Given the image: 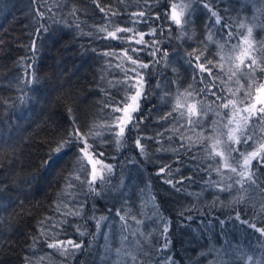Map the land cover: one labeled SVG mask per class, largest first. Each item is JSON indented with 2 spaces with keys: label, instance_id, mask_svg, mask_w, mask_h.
Wrapping results in <instances>:
<instances>
[{
  "label": "trees",
  "instance_id": "trees-1",
  "mask_svg": "<svg viewBox=\"0 0 264 264\" xmlns=\"http://www.w3.org/2000/svg\"><path fill=\"white\" fill-rule=\"evenodd\" d=\"M148 2L152 5L153 0ZM168 2L180 4L187 0H156L153 15L165 13ZM96 3L120 12L116 17L108 14L120 26H126L128 13L143 7V0H96ZM96 3L93 0H0V264H26L25 258L30 264H133L128 253L137 257L136 264H155L161 257L153 248L163 242L160 231L164 221L159 216L170 221L168 236L172 244L168 255L176 264L264 261V237L229 219L237 211L244 216L245 210L250 209L247 199L243 203L232 202V197L238 195L235 190L231 194L219 192L206 184L209 180L222 182L215 171L193 175L192 155L203 168L216 166L205 151L211 141L202 140L201 133L208 137L214 135V129L225 131L224 121L216 115L217 111L225 110L211 104L203 129H193L184 121L178 124L160 119L172 110L179 94L187 95V91L203 87L193 78V68L188 64L190 53L202 52L201 62L207 57L223 65V71L214 69L219 75L215 83L223 90L218 94L226 99L243 98L252 81L241 78L240 73L232 77L233 63L221 60L219 49L224 44L228 52L232 44L240 43L239 37L234 35L228 40L226 32H218L215 26L209 29V14L196 0H192L191 23L181 27L168 20L156 22L163 28V33L157 32V38L168 56L166 59L158 56L160 63L152 64V57L139 53L143 62L151 64L145 70L150 73L144 89L147 95L140 101V111L133 114L139 128L126 132L125 142L117 144L115 137L104 129L111 123L108 118L111 109L104 108V104L120 102L127 95L123 84L117 83L124 80V72L114 66L123 62L127 67L130 62L124 57L117 60L102 55L105 51L119 54L127 45L103 39L104 33L97 32L101 26L111 30L113 24ZM213 7L225 18H231L234 33L246 34L247 27H253V39L264 41V0H216ZM37 11L44 12L40 24L47 28L39 35L34 31L39 27ZM241 23L246 27L241 28ZM137 28L146 32L148 25L142 23ZM129 55L136 58V54L129 52ZM29 64L32 65L29 71L38 81L26 86L22 77ZM241 67L244 72L250 71ZM253 75L257 84L264 82V71L260 68ZM240 85L244 87L233 96L232 92ZM193 97L203 100L205 105L215 99L195 93ZM193 97H188L187 102L192 103ZM73 120L76 127L89 134L91 153L113 167L107 182L102 184L97 179L99 195H86L87 185H81L85 179L82 164L89 173L91 166L78 148L60 157L53 152L59 141L68 138ZM213 121L218 123L214 125ZM158 132L164 134L163 139L157 136ZM129 135L133 139H127ZM257 135L264 133L258 129ZM137 136L145 138L141 140L145 155L134 147ZM181 144L190 146L191 152L185 151ZM240 148L243 150L244 146ZM100 152L104 154L102 158L95 155ZM162 166L170 167L171 173L166 167L165 173L157 175ZM227 175L234 176L225 170ZM259 175L264 181V169ZM77 176L80 180H76ZM182 177L183 183L176 184L179 191L165 182L171 179L175 183ZM256 195L258 199L264 198L259 193ZM216 197L219 199L214 204ZM129 205V230L123 233L128 239L123 240L124 222L119 220L117 210H122L124 215ZM76 211L80 215L71 214ZM133 216L143 223L136 224ZM221 220L223 225L219 223ZM149 233L151 236L146 240ZM53 240H72L82 247H69L71 254L62 255L47 247ZM117 248L121 249L120 255Z\"/></svg>",
  "mask_w": 264,
  "mask_h": 264
},
{
  "label": "snow or ice",
  "instance_id": "snow-or-ice-1",
  "mask_svg": "<svg viewBox=\"0 0 264 264\" xmlns=\"http://www.w3.org/2000/svg\"><path fill=\"white\" fill-rule=\"evenodd\" d=\"M34 2H36V0H34ZM93 2L96 3V0H93ZM196 2L209 14V29L215 26L218 32H226L228 40H231L234 35L239 37L240 43L232 44L228 52H225L224 44L219 45L221 60L227 59L230 63H233V67L230 69L232 77L240 73L241 78L247 77L252 83L248 84L242 99H226L223 95L218 94L223 90L217 87L215 82L219 79V75L214 72L216 68L223 71V65L214 63L212 60L207 59V57H204L203 62H201L203 57L202 52L200 54L190 53L188 64L189 67L193 68V78L199 80L203 87L187 91V95L179 94L176 97V103L172 110L161 116L160 119L161 121H167L169 123L175 121L178 124L184 121L193 129H203L205 117L208 111L211 110V104H216L217 109L225 110L223 112H216V115L221 117V120L224 121L222 127L225 131L214 129V135L208 137H203L201 133L202 140L206 139L211 141V144L205 148V151L207 152L208 158L215 161L216 166L214 168L211 166L203 168L197 163L196 156L192 155L190 163L195 166L193 175L201 171L208 172L209 170L215 171L220 175L222 182L209 180L205 181V183L211 187L217 188L219 192H228L231 194L235 190L238 195L232 197V202L243 203L247 199L250 204V209L245 210L243 217L241 213L237 211L235 216H230L229 219L238 222L240 226L253 230V234L260 233V236L264 237V198L258 199L256 195L259 193L260 197H264V181L261 180L259 175L261 169H264V135H257L258 129L260 133H264V82L257 84L255 76L253 75L257 68L264 71V68H261V65H264V41L257 42L253 39V27H247L246 34L234 33L231 30L232 25L229 22L231 18H225L220 14L219 10L213 7L216 0H196ZM155 3L156 0H153L152 5H149L148 0H143V7L140 8V10L128 13L129 18L126 21V26H120L118 22L111 21L108 15L110 12L111 17H116L121 15L120 12L112 11L111 8L106 9L104 6L96 3V7L99 11L104 13L105 18L113 24L111 30L101 26L97 29V32L104 33L103 39L117 40L127 45L119 54L115 51H105L102 55L113 57L117 60H121V58L124 57L130 62L127 67H125L123 62L114 66L124 72V80L118 81L117 83L123 84V89L126 91L127 95H125L120 102L113 101L105 102L104 104V108L111 109L108 117L111 123L105 125L104 129L108 134L115 137L117 144L125 142L126 132L132 133L139 128L137 117L133 114L140 111V101L147 95L144 89L147 84L146 76L150 75V73L145 70L149 69L151 64L143 62L139 57V53L143 52L152 57V64H158L160 63V59H166L168 56V52L161 47L162 42L157 38V32L163 33V28L156 24V22L163 19L181 27L191 23V17L194 11L192 8V0H187V2L180 4L168 2L165 5L167 8L165 13L161 14L157 12L153 15L152 7L155 6ZM75 12L76 10L74 9L72 14L74 15ZM44 15L42 11H37L36 13L38 17L36 23L39 24V27L34 31L37 35L47 31L45 25L40 24V19H43ZM149 21H152V24H149ZM142 23L148 25V30L146 32L140 31L137 28V25ZM240 27L245 28L246 25L241 23ZM122 33L128 35H120ZM146 36L151 37V39H145ZM208 39H212L211 31ZM227 42L228 41L225 43ZM132 45H139L141 47L137 48ZM32 47L33 50H35V42H33ZM129 52L136 54V58L129 55ZM232 53H236V55H232ZM158 56L160 59H157ZM235 61H238V63ZM241 66L250 69V71L244 72ZM31 68L32 65L29 64L25 69L24 77H22L26 86H30L33 82L38 81V78L29 71ZM237 84H239V81H237ZM243 87V85H240L235 92H232L231 89H229V91L232 92L233 96H236ZM253 88L255 89V94L253 93ZM31 90L32 89L29 87V91ZM193 93H195V96H202L205 98L211 96L215 99L212 100L210 104L205 105L203 100L195 99ZM188 97H193L192 103L187 102ZM21 99L23 100L24 97L22 96ZM218 101L219 103H217ZM246 101L247 103H245ZM241 105L243 106L241 107ZM71 111L72 110L69 109L70 113ZM117 113H121V115H116ZM140 122L142 123V119ZM217 123L218 121H213L214 125ZM72 124L73 127L68 133V138L59 141L53 152L57 157H60L62 153L66 155L67 152L71 151L73 148H78L79 153L86 158L87 165L91 166L89 173L86 170L87 166L82 164V168L85 169V179L81 181V185H87L86 195H99L96 191V181L99 179L102 184L107 182V176L112 174L113 167L110 164H104L101 172H97V164H101L102 160L94 159L93 155L90 154L92 145L88 143L89 134L82 132L76 127L75 120L72 121ZM183 126L184 125L181 124V127ZM95 135L99 136L101 133H96ZM163 135V133H157V136L161 139H163ZM127 139H133V137L129 135ZM142 139L145 138L137 136L134 139V147L139 150L141 155H145L146 150L141 143ZM168 139L171 140L172 138L169 137ZM181 139H183V137H181ZM93 142H95V140ZM241 145L244 146L243 150L240 148ZM181 147L185 148L187 152H191L192 150L190 146L186 147L183 144H181ZM95 155L102 158L104 154L100 152ZM254 161L255 165L253 164ZM166 167L167 166H162L157 172V175L165 173ZM225 170L227 173L234 174V176H225ZM167 171L170 174L171 168L167 167ZM187 179L191 180L192 177H187ZM76 180H80V177L77 176ZM183 181L184 177L175 183H173L171 179H167L165 182L171 184L173 188H176V184H182ZM227 181L231 182L229 183ZM236 186L239 187L237 188ZM176 190L179 191L180 189L176 188ZM218 199L219 197H216L213 203L215 204ZM83 206L82 204L81 208H83ZM128 207L129 211L124 215H121L122 210H117L119 220L124 222L121 224V236L123 240L128 239L127 236L123 235V233L129 230L127 219L131 212V206L129 205ZM71 214L80 215V211ZM157 215L159 214L157 213ZM180 215L182 216L183 213H180ZM159 218L164 221L163 228L160 231L163 242L159 243L158 247L153 248V252L161 257L155 261V264H176L172 257L168 255L172 244L168 236L170 221L166 220L163 216H159ZM101 219L105 218L102 217ZM132 219L135 220L136 224L143 223V221L136 219L134 216ZM188 219H191V217L189 216ZM219 223L223 225L224 221L221 220ZM258 224L261 226L258 227ZM99 226L100 222L97 221V228H99ZM133 235H135V233H133ZM140 235L144 236V233ZM150 236L151 233L145 236V239L147 240ZM137 243H139V241H137ZM47 247L60 251L62 255H67L71 254L69 252V247L71 249H80L82 245L72 240H53V242L47 243ZM116 252L117 255H120L121 249L117 248ZM143 254L149 259L152 258L148 252H144ZM128 255L133 264H136L137 257L131 253H128ZM249 259H251V257H249ZM25 260L26 264H30L27 258H25ZM257 264H264V261H258Z\"/></svg>",
  "mask_w": 264,
  "mask_h": 264
},
{
  "label": "rangeland",
  "instance_id": "rangeland-1",
  "mask_svg": "<svg viewBox=\"0 0 264 264\" xmlns=\"http://www.w3.org/2000/svg\"><path fill=\"white\" fill-rule=\"evenodd\" d=\"M90 154H92V153L90 152ZM92 155H93V154H92ZM93 158H94V159H97L94 155H93ZM103 165H104L103 163H101V164H97V172H98V173L101 172Z\"/></svg>",
  "mask_w": 264,
  "mask_h": 264
}]
</instances>
